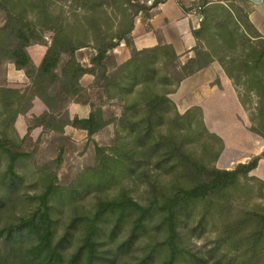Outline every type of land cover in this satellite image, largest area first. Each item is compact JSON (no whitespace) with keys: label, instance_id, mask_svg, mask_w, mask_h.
<instances>
[{"label":"trees","instance_id":"obj_1","mask_svg":"<svg viewBox=\"0 0 264 264\" xmlns=\"http://www.w3.org/2000/svg\"><path fill=\"white\" fill-rule=\"evenodd\" d=\"M22 1L0 0L7 15L0 27V64L11 62L31 81L29 96L0 88V182L15 189L22 180L17 164L28 155L16 149V141L24 139L15 123L31 111L35 98L46 110L28 121L29 133L42 128L64 134L71 126L92 139L111 123L116 130L109 146L96 144V165L75 183L64 188L57 185V175L43 177L45 189L32 198L33 210L0 228V264H117L136 251L141 255L133 264H207L188 241L193 232L197 238L205 234L211 215L226 219L216 251L227 256L233 251L238 264H254L264 245V213L249 209L236 217L234 201L238 192H250L251 183L264 188V181L251 175L264 153L233 170L219 169L223 139L210 132L201 108L181 114L170 97L184 80L218 62L246 110L252 96L257 98L250 130L264 139V35L250 20L251 10L240 5L251 1L198 0L193 6L201 8L202 21L192 32L194 56L185 63L171 45L135 47V18L149 12L130 0H110L121 18L114 33L103 0H76L84 11L76 24L53 11L47 0L34 2L30 12ZM46 32L53 35L49 45ZM121 43L131 58L118 65L113 52ZM35 44L48 47L39 67L28 53ZM85 48L92 50L90 67L77 58ZM85 75L94 76L107 100L120 103L119 117L106 121L103 109L83 98ZM69 103L89 106V117L72 119ZM141 187L137 199L133 194ZM86 198L92 199L90 208L82 204ZM65 206L69 216L64 218Z\"/></svg>","mask_w":264,"mask_h":264},{"label":"rangeland","instance_id":"obj_2","mask_svg":"<svg viewBox=\"0 0 264 264\" xmlns=\"http://www.w3.org/2000/svg\"><path fill=\"white\" fill-rule=\"evenodd\" d=\"M38 1L39 0H23L22 5H26L25 8L30 12L33 8L35 10L33 3ZM47 1H49V6L53 11L63 14L66 20H68L71 24H76V20L81 18L84 13L76 0ZM103 1L106 2L104 10L111 18L112 24L109 23L111 26V32L114 33L121 18L116 12V8L113 5L109 6L110 0ZM240 5L246 11L251 10V13L255 12L254 20L260 26L262 34L264 35V0L258 3L252 1L248 4L240 3ZM6 22L7 15L4 11L0 10V27H3ZM52 36L53 35L50 32L44 33V40L48 45L51 43ZM47 49V46L41 44H35L28 48V53L36 67L40 66ZM91 53L92 50L86 48L77 53V58L83 66L90 67L89 58ZM118 56L121 57V55ZM120 57L118 58L120 59ZM188 59L189 58L184 57L181 62L184 63ZM216 82H218V80H216ZM81 84L87 90V93L83 96V98L88 99L96 106L101 107L104 111V119L106 121H109L113 115L118 117L120 116L122 111L120 103L115 100H107L103 94L100 93V89L95 86L94 76L85 75L81 80ZM30 86L31 81L26 76L24 71L17 70L9 61H3L0 64V88L22 90L28 93L29 96L30 93L28 90ZM35 102L39 103L38 108H36ZM256 102L257 98L252 96L248 105V111L242 106V110L238 115H236V112L231 105H228V107L222 106L219 107L221 110L213 111L212 115H214L215 119H218L219 123V125L215 126V128L224 134L231 132L230 136L234 142L232 149L227 151L224 155L223 151L219 160L216 162L215 165L219 169L226 168L225 165L229 158L234 159L235 163L231 165L230 168L235 169L239 164L237 163L238 160L244 161V157L250 156V136L254 135L257 140H260V142L264 144V139L250 130L252 126L250 121V111L253 110ZM73 104L74 103L68 104V111L72 119L77 117L75 116L77 115L76 110L79 108L72 106ZM44 107L45 105L40 101V99L35 98L34 107L31 111L25 116L19 115L17 117L15 127L20 138L24 139V141H16V149L23 151L26 155H28V157L23 158L17 164L16 171L22 176V180L18 182L17 188L12 189L7 183L4 185L0 182V199L4 201V206L0 208V228L7 225L10 221L16 220L19 216H23L33 210L36 202L34 203L35 200H32V198L40 195L45 189L43 177L50 174L57 175L58 186L64 188L70 186L76 182L77 177L87 168L94 167L96 165V144L99 146H109L115 138L116 129L115 125L112 123L93 136L92 139L88 138L86 131L78 130L71 126L65 128L64 134L53 133L43 130L42 128H35L29 133L28 121L30 120V123H32L31 121L34 120V117L40 116L44 112ZM89 110L91 111V109ZM215 121L210 119V123H215ZM243 128H245L246 131ZM209 141L211 140L209 139ZM193 146L195 145H189V148H192ZM216 147H218V145ZM198 149L200 148L198 147ZM253 176H257L264 181V163H261L260 169L257 170ZM250 185L253 187L250 189V192L246 194L238 192L236 194L234 201V216L236 217H241L242 212L249 209L264 213V188H261V186L256 183H251ZM260 189H263L262 193L259 192ZM142 190L143 187L134 191V197L140 199L143 195ZM91 202V198H86L82 204H84L85 207L90 208ZM63 209H65V213L61 216H64V218L68 217L69 212L67 210V206L63 207ZM224 223H226V219H222L219 215H211L208 223H205V234L201 238H197V233L193 232L192 234L194 235L189 238L190 241H188V243L194 251L199 252V256L206 260L207 264H217L224 252L226 254V251L224 250L216 251L217 244H215L216 239L222 231ZM194 224L196 225V223ZM251 229L252 227H248L246 232L248 233ZM126 236L127 231L125 230L121 238L122 241L126 239ZM1 244L2 240L0 239V247ZM137 249L138 247L136 246L135 250ZM140 255L141 253L138 251L135 253L132 252L131 254L124 256L117 264H133L136 262V258ZM225 256L226 260H224L221 264H228V261L231 258H236V262L234 264H238L240 261L238 256L235 255L233 251H230L228 256L227 254ZM253 263L264 264V245L258 250L256 259ZM184 264L196 263L191 260L190 262L187 261ZM200 264L206 263L201 262Z\"/></svg>","mask_w":264,"mask_h":264},{"label":"crops","instance_id":"obj_3","mask_svg":"<svg viewBox=\"0 0 264 264\" xmlns=\"http://www.w3.org/2000/svg\"><path fill=\"white\" fill-rule=\"evenodd\" d=\"M197 1L180 0L178 2H169L148 15L139 13L135 18V26L132 32L135 47L138 50H143L155 48L160 44H167L174 48L181 60L184 57H193L194 52L192 50L196 47V40L192 32L200 28L202 21L199 11L193 6ZM210 1L214 2L218 0ZM254 13L250 14V20L258 31L262 33L260 26L254 20ZM114 51L118 65L126 63L131 58L130 50L125 43H121ZM118 55H121V57ZM216 80H218L220 85L216 84ZM171 99L176 103L181 113H184L192 107L201 108L208 129L220 136L224 141L225 149L223 155L232 149L234 142L230 136L231 132L224 134L216 129L215 126L219 125L218 119H215L212 114L215 110H221L219 107H228V105H231L236 115H238L242 110V104L240 103L236 88L218 62H214L210 67L184 80L178 91L171 95ZM35 103L36 108H38L39 103ZM72 106L79 107L76 110L77 115L75 116L82 119L89 117L91 112L89 107L75 103ZM43 110L45 111V107ZM210 119L213 121L216 120L215 123H210ZM243 129L246 131L245 128ZM250 137V151L252 153L249 151L250 156L244 157V161L238 160L237 163L239 164L248 163L253 157L264 153V144L260 140H257L254 135ZM234 163V159L229 158L225 169H233L230 166ZM261 163H264V159L260 161L258 168L251 175H255V172L260 169Z\"/></svg>","mask_w":264,"mask_h":264},{"label":"built area","instance_id":"obj_4","mask_svg":"<svg viewBox=\"0 0 264 264\" xmlns=\"http://www.w3.org/2000/svg\"><path fill=\"white\" fill-rule=\"evenodd\" d=\"M180 0H130V4L144 8L149 13L153 12L157 8L169 3V2H178ZM201 8H197V11H200ZM143 11L140 12L142 14Z\"/></svg>","mask_w":264,"mask_h":264},{"label":"water","instance_id":"obj_5","mask_svg":"<svg viewBox=\"0 0 264 264\" xmlns=\"http://www.w3.org/2000/svg\"><path fill=\"white\" fill-rule=\"evenodd\" d=\"M250 1L258 3V2H260L262 0H250Z\"/></svg>","mask_w":264,"mask_h":264}]
</instances>
